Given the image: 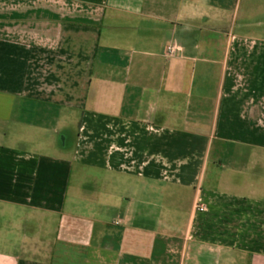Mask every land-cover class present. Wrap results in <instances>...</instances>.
Listing matches in <instances>:
<instances>
[{
  "label": "crops",
  "instance_id": "crops-1",
  "mask_svg": "<svg viewBox=\"0 0 264 264\" xmlns=\"http://www.w3.org/2000/svg\"><path fill=\"white\" fill-rule=\"evenodd\" d=\"M0 264H264V0H0Z\"/></svg>",
  "mask_w": 264,
  "mask_h": 264
},
{
  "label": "built area",
  "instance_id": "built-area-1",
  "mask_svg": "<svg viewBox=\"0 0 264 264\" xmlns=\"http://www.w3.org/2000/svg\"><path fill=\"white\" fill-rule=\"evenodd\" d=\"M168 54L169 55H176L177 50L173 46L170 45V46H168ZM196 210L199 212H206L207 207L204 204L198 203V204H196Z\"/></svg>",
  "mask_w": 264,
  "mask_h": 264
}]
</instances>
